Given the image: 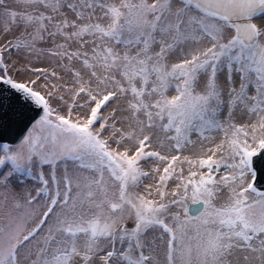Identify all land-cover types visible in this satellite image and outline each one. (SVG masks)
<instances>
[{"label": "snow or ice", "instance_id": "1", "mask_svg": "<svg viewBox=\"0 0 264 264\" xmlns=\"http://www.w3.org/2000/svg\"><path fill=\"white\" fill-rule=\"evenodd\" d=\"M264 0H0V264H264Z\"/></svg>", "mask_w": 264, "mask_h": 264}, {"label": "water", "instance_id": "2", "mask_svg": "<svg viewBox=\"0 0 264 264\" xmlns=\"http://www.w3.org/2000/svg\"><path fill=\"white\" fill-rule=\"evenodd\" d=\"M262 188H264V185H261Z\"/></svg>", "mask_w": 264, "mask_h": 264}]
</instances>
